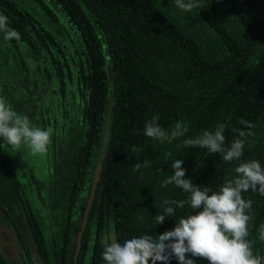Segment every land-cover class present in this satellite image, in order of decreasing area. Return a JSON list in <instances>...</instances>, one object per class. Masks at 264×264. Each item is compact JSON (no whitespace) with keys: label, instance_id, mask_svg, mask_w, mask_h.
<instances>
[{"label":"trees","instance_id":"1","mask_svg":"<svg viewBox=\"0 0 264 264\" xmlns=\"http://www.w3.org/2000/svg\"><path fill=\"white\" fill-rule=\"evenodd\" d=\"M199 3L188 13L174 0H0L20 34H0V96L52 133L45 154L0 138V171L11 186L0 211L21 264H105L113 238L172 229L191 209L160 225L153 218L165 199L186 198L162 186L173 159L202 188L235 176L238 162L184 147L217 123L227 125L226 145L233 129L248 130L240 119L254 124L242 159L264 166V0ZM156 114L169 134L177 121L188 132L163 143L146 137ZM145 159L147 167L133 169ZM242 195L252 201L248 239L264 256V195ZM0 264L14 263L0 250Z\"/></svg>","mask_w":264,"mask_h":264},{"label":"clouds","instance_id":"2","mask_svg":"<svg viewBox=\"0 0 264 264\" xmlns=\"http://www.w3.org/2000/svg\"><path fill=\"white\" fill-rule=\"evenodd\" d=\"M174 3L188 13L201 9L199 0H174ZM0 34L5 41L20 40V34L9 27L8 18L3 14H0ZM158 120L159 114H156L145 121L146 137L163 143L188 132L183 122L177 121L169 134ZM239 123L248 130L233 129L236 136L230 145L225 144L227 125L224 123H217L214 129L204 130L198 136L183 141L186 148L219 154L228 163L238 162L235 176L225 180L218 190L202 188L186 177L184 161L173 159L170 163L173 174L162 181V186L175 185L182 189L186 198L165 199L166 207L163 212L158 211L153 220L160 225L166 219H174L177 209L187 207L191 211L174 219L172 229L155 237L149 233L140 234L123 242L113 238L102 252L105 264H170L173 259L177 264H197L198 259L207 261V264H264V256L254 254L248 239L252 201L242 195L249 190L264 195V166L256 159H242L249 137L255 135L251 131L255 125L244 119ZM51 135L50 131L32 125L27 115L17 112L6 98L0 96V138L7 144L16 148L23 144L34 154H45ZM132 151H136L135 146ZM171 156V152L167 153V157ZM148 164L145 159L132 167L139 170ZM260 238L264 240V225L260 228Z\"/></svg>","mask_w":264,"mask_h":264},{"label":"rangeland","instance_id":"3","mask_svg":"<svg viewBox=\"0 0 264 264\" xmlns=\"http://www.w3.org/2000/svg\"><path fill=\"white\" fill-rule=\"evenodd\" d=\"M11 192V186L6 182L4 173L0 171V204L3 209L7 211L6 203L8 197L4 200L3 195H9ZM2 199V201H1ZM13 202V201H11ZM4 213L0 211V250L5 254L6 258L14 264H21L23 262L22 257L19 254V246L15 241V230L9 226L6 219L3 217ZM22 230L23 235L26 237V229L24 225L17 224Z\"/></svg>","mask_w":264,"mask_h":264},{"label":"water","instance_id":"4","mask_svg":"<svg viewBox=\"0 0 264 264\" xmlns=\"http://www.w3.org/2000/svg\"><path fill=\"white\" fill-rule=\"evenodd\" d=\"M109 74H110V71H109ZM111 90H110V95H111ZM32 255L34 256V260H36V256H35V251L34 250H32Z\"/></svg>","mask_w":264,"mask_h":264},{"label":"flooded vegetation","instance_id":"5","mask_svg":"<svg viewBox=\"0 0 264 264\" xmlns=\"http://www.w3.org/2000/svg\"><path fill=\"white\" fill-rule=\"evenodd\" d=\"M15 238H17V236L15 235Z\"/></svg>","mask_w":264,"mask_h":264}]
</instances>
